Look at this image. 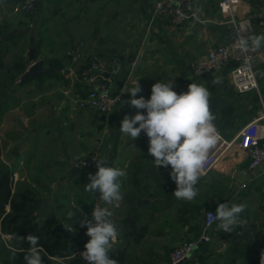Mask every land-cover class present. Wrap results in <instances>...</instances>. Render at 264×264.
I'll return each mask as SVG.
<instances>
[{"label":"crops","instance_id":"crops-1","mask_svg":"<svg viewBox=\"0 0 264 264\" xmlns=\"http://www.w3.org/2000/svg\"><path fill=\"white\" fill-rule=\"evenodd\" d=\"M18 1L19 0H0V67L5 70L12 64L15 57L19 55L24 56L25 62L28 63L29 56L27 50H29V48H35L36 52H39L36 61H44L45 66L53 69L55 71L54 74H57V77H51L53 74L44 77L42 83L43 85L48 80L50 81L54 79L61 81L66 74V86L62 87L61 92L57 95V97H55V100H53V98L47 99L40 106V108L45 107L47 109V118L53 126L55 125L57 138L52 140V142L56 144L58 140L60 141V147L51 152V156L56 157L58 165L64 166L68 164V167H70L71 163L77 159H72V155L75 154L79 157H83L90 153L86 146L84 147V144H79L77 152L74 154L71 153L72 143L65 138L70 129L68 124L72 125L75 120L89 122L97 119L101 122H108L109 124H112L111 126H113V123L116 122L115 120L118 117L120 119L125 115H133L136 111L135 109H130L129 106L124 103L110 117L103 118L98 116L93 111H81L77 107L76 100L85 95V86L80 81V74L85 64L89 61L93 54L100 55L109 66L113 64L116 58H120L122 60L124 71L122 76L117 78L116 84L118 85L125 79H128L125 101L129 99L130 95L127 92L137 83V81L143 88V92L139 95H143L145 99L150 97L151 86L157 81L165 83L174 81V90L177 91V93L187 91V86L190 83H195L204 86L210 93L209 98H213L210 102L211 111L214 113V123L219 131L227 128L233 122V125L235 124L236 119L234 120L233 118L231 119V122H229L230 120H225L226 117L237 116L241 120L243 119L241 115L237 114V111L246 108L245 102H242L241 100H243V97L249 96L251 93H235L236 97L230 101L228 98L224 97L225 87L222 83L223 80L221 77H214L215 73L206 77H196L191 69L193 62L209 48L216 45L227 44L234 37V23L228 17L222 16L219 12V4L222 0H195L196 7L202 15V21L186 22L179 27L165 20H157L152 24L150 23L155 0H125L126 5H129L127 6L128 12H126V18H129L130 22L132 21L131 28L136 31L138 35L131 50L128 47L123 46L122 50H117L116 52L109 51L108 45L102 42H100L99 45L97 43L87 45L81 37L82 34L86 33L87 28H83L81 31L74 29V26L81 22L79 21V17H81L80 14L84 12L85 8L91 5V1L96 0H38L39 8L34 14L35 17L31 24L28 16L19 15L14 10V6L18 3ZM261 15L263 16L262 18ZM36 19H38V25L35 30L34 38L32 39L28 31L32 30L31 26L34 24ZM261 19H264V11L259 0H242V3L233 13V21L238 20L237 23H239L240 20H243V22H240L245 32V38L248 41V47L251 49L254 57L253 69L256 77L258 78L259 92L253 93H255L254 97H256L261 104V108L256 113V116L259 111H264V41L260 42L259 47H257L254 42L257 36H264V24L260 21ZM246 20H249V22H246ZM23 30H26L27 33L18 34V32ZM9 34L14 35L8 39H4ZM39 40H41L40 46H33ZM81 43H83V47L78 48ZM20 44L27 45V55L26 52L25 55L20 54ZM76 49H80L83 53L82 59L77 66L73 65L71 61V55ZM46 51H48L49 54L55 52L58 56H51L52 58L41 57L42 53ZM30 65H28V68ZM76 69H78L79 74L76 73ZM225 70L228 71L229 68H226ZM73 79L78 80L79 83H77L75 87L73 86L74 90L71 91L72 89L70 88L73 85L72 83H74L72 81ZM34 83L35 85L37 84V82ZM54 83L59 84L58 82ZM43 85H38L37 89L44 92ZM25 92L26 93L24 95H27L28 89ZM219 100L223 102L229 101V105L225 107L223 106L222 110H220L217 104ZM18 106L19 104L16 107L9 109L3 115L0 127L3 125L7 114L15 110ZM33 107L36 108V106ZM219 117H222V120H218L217 122V118ZM248 120L249 118L244 120L245 123L244 125L242 124V128L250 122V120ZM22 125L25 128L28 127L27 121H23ZM47 127L48 124H44V128L40 131L36 126L33 127L31 129V136L38 137ZM240 131L241 129L239 132ZM105 133H108V131L106 130ZM51 134L52 131L47 130V132H45V139H47V137ZM92 136V133L88 134V138L90 140L89 142L91 143V138H93ZM94 140H96V143L98 140H101L105 145V137L103 135L96 136ZM130 143L131 144L128 147H132L133 150L134 143ZM139 145H143V148L142 150L139 149L136 162L132 164L136 166V174H131L130 177L126 175L121 178V193L124 195L125 193L133 190L130 178L134 176L138 185V192L136 194L138 202L139 200H143L148 203V205H139L137 202L139 214L144 216L146 213L151 212V209L156 208L159 204L162 205V211L156 215L155 222L149 227V231L141 243L134 245L132 244L131 239H119V236L122 237L123 234H118L117 241H129L128 245H133L135 246L134 248L138 250L135 254L136 256H170L171 251L166 246V243L154 244V242H146V249L138 248L145 241H147L148 237L153 239L167 238L172 244V247H177L179 244L184 242L197 243V247L195 248L192 256H213L210 251L206 252L208 246H214V249H216L215 256H222L224 254L231 257L239 256L234 253L235 248L229 241L220 239V234L224 231L219 229L217 224L207 230V233L211 238L210 242H205V247L199 249V244L206 232L203 222L195 226H191L190 223H184L181 227H179L171 222L168 216L170 213L178 215L180 212L179 210L186 211L193 203L197 202L202 206V215H204L205 210L215 212V208L217 206L215 198H218L219 196L224 198L223 202L230 203L234 193H236V189L240 187L241 183L245 182V178L240 175L239 171L247 165V160L244 158V154L238 146L237 149L240 150L239 152H232L234 146L232 145L229 154H227V158L219 161L208 175L201 177L210 180L211 184H197V190L201 194L200 196H196L193 200L194 202L177 200L173 195L172 203L167 200L159 201V204H156V198L152 196H155L158 191L157 187L159 183L157 182V177H159L160 174H165L167 179L170 181L171 187H166V190H172V192H174L176 185L169 177V172L171 171L170 166L169 168L157 169L152 162L153 157L149 159L147 158L146 150L148 149V138L140 140ZM34 147H36V144H34ZM117 147L118 145L115 144L114 148L116 150V154L114 160L111 161L109 166H120L121 169H123L128 160L126 154L121 152L120 149L117 150ZM11 153L14 157L16 156L14 155L16 151H12ZM96 170L97 169H93L87 173H95ZM74 174H76V171L63 173L61 176L62 184L65 185V181L70 179L71 176L73 177ZM15 175L13 185L18 179L17 174ZM261 175L264 176V166L254 177L257 178ZM219 180H226L230 185L225 189L217 188ZM76 181H78V179ZM160 184L162 185V183ZM12 191H15L13 187ZM96 204L105 206L97 196L93 195L92 202L86 204L88 205L87 209L91 212ZM9 210L10 207L8 206L6 211L8 212ZM83 210L85 209L83 208ZM260 210L264 212L262 208H260ZM125 215V204L124 200H122L118 207L112 208V216L110 219L115 226H121L122 230L126 232L127 229L120 224V221L125 217ZM53 216L56 219L54 212ZM161 217H164L162 219L164 221H162V223H158ZM65 220L67 223L70 221L68 218ZM177 224L180 225V223ZM255 224L258 226L260 225V222H256ZM234 231L236 232V230H233V232ZM228 233L230 237V232ZM2 236L11 237V235L1 234L0 238H2ZM252 241L264 244V236L259 233L257 238ZM243 242V240L238 238L236 243L237 247L242 249L241 243ZM120 249L123 248H118L115 252L118 253Z\"/></svg>","mask_w":264,"mask_h":264},{"label":"rangeland","instance_id":"rangeland-1","mask_svg":"<svg viewBox=\"0 0 264 264\" xmlns=\"http://www.w3.org/2000/svg\"><path fill=\"white\" fill-rule=\"evenodd\" d=\"M127 6L129 5H126L125 0L91 1V5L85 8L84 12L80 14L81 17H79V21L81 22L76 24L74 29L81 31L83 28H87L86 33L82 34L81 36L87 45L96 43L99 45V43L102 42L108 45L109 51L111 52L122 50L123 46H126L131 50L135 44L138 33L131 28L132 21L130 22V19L126 18V12H128ZM240 21L243 22V20ZM240 21L239 23H241ZM237 22L238 20H234V23ZM30 49L31 48H29V50ZM20 50V54L25 55L27 45L20 44L19 51ZM29 50H27L28 54ZM56 55L58 56V54L55 52L49 54L48 51H46L42 53L41 57L49 58ZM76 73L79 74L78 69H76ZM5 74L10 75L8 71L6 72L0 67V82L2 83L0 86V91L6 95V92L9 91V80L4 77ZM64 76L65 77L61 79V81L53 79L50 81L48 80L44 85L42 84L44 86V92L39 91L35 87L34 82H31L28 84V86L26 85L25 89H28L27 95L19 97V106L7 114L3 125L0 127V161L11 167L13 170V180L16 176L15 174H17L18 179L13 185L14 190L24 188H31L34 190L35 197L38 200V209L35 213L37 222L40 224L46 216L50 214L52 215L54 212L58 223L63 225L68 231L73 232V235L77 238L78 244L73 247L74 259H72V261L54 259L53 263L85 264V262L79 256V251L82 249L83 244L87 241L88 237L84 235V232L86 231L85 229H79L77 220L78 217L82 215L81 209H85L83 210L84 213H91L87 209L88 205L86 204L92 202L93 195L84 190V184L88 183V173L84 170L76 171V174H74L73 177L71 176L70 179L65 181V185L62 184L61 176L63 173L71 171L68 167V164L60 166L56 162V157L51 156V152L60 147V141L58 140L56 144L52 142V140L57 138L55 125L53 126L47 118V109L45 107L40 108V106L47 99L53 98V100H55V97H57V95L61 92L62 87L66 86V74ZM218 76L222 78V83L225 87V96H223L232 101L233 98L236 97V92L230 84L228 72L225 69L220 70L214 75V77ZM20 78L21 76L18 78L17 86ZM72 81L74 83H72L73 85L70 88L72 89L71 91L74 90L73 86L75 87V85L79 83L78 80L73 79ZM54 82H58L59 84ZM254 95L255 93L252 92L249 94V96H245L242 98L243 100H241L246 104V108L237 111V114L242 116V120L237 116L225 118V120H230L229 122H231V119L233 118L236 120L234 125L233 122L227 128L221 131L218 130L220 136L224 140L228 142L234 140L239 130L242 129V124L244 125L245 123L244 120L246 118H249L250 121L254 119L253 117L256 116V113L261 108L259 100H257ZM212 99H210V102ZM217 104L219 109L222 110L223 106L225 107L229 105V101L223 102L219 100ZM33 106H36V108ZM218 113L221 114L220 112ZM122 119L123 117L120 119L118 117L115 120L116 122L113 123V126H111L112 124H109L108 122H101L97 119L91 120L89 122L75 120L72 125L68 124L70 129L65 138L72 143L71 153L74 154L77 152L79 144H84V147L86 146L88 151L92 152L96 147V140H94L95 137L98 135H103L105 137L103 153L106 156H109L107 166H109L111 161L114 160L116 154L114 146L117 144L118 147L116 149H120L121 152L126 154L128 160L126 166L123 167L126 175L130 177L131 174H136V166L132 164L136 162L139 149L142 150L143 148V145H139L140 140H144V138L147 137L144 133H141L140 137L134 141L131 137L122 134L119 131L120 122ZM218 120H222V117L217 118V122ZM23 121H27L28 127L25 128L22 125ZM44 124H48V127L44 129V132H42L38 137L31 136V129L33 127L36 126L40 131L42 128H44ZM47 130L52 131V134L48 136L47 139H45V132H47ZM106 130L108 133H105ZM89 133L93 134V138H91L92 143L89 142ZM130 142L134 143L133 150L132 147H128L131 144ZM237 143L238 141L234 142L232 152L240 151L237 149ZM34 144H36V147H34ZM12 151H16L14 154L16 155L15 157L11 153ZM146 151L147 158H152L148 155V149ZM227 156L228 155H226L224 158L226 159ZM78 157L79 156L75 154L72 155V159H78ZM224 158L220 159L219 161H222ZM118 168L121 167L119 166ZM77 179L78 181H76ZM248 180L249 181H247L243 187L240 185V187L236 189V193H234V196L230 201V204L243 203L247 205L245 211L241 214L242 223L236 225L234 229L236 230L238 238L246 242L241 243L242 247L247 245L253 239L257 238L259 233L264 236V212L260 210V208H263L264 210V176L261 175L257 178L253 177ZM198 184L205 185L211 183L210 180L200 178ZM229 185L230 184L226 180H219L217 188L225 189ZM200 194L201 193L198 192L197 196H200ZM223 201L224 198H221L220 196L215 198L216 204L222 203ZM70 213H74L75 215L70 217ZM168 216L169 220L179 227L183 225L179 222V219H188V223H190L191 226L197 225L196 220L191 219L188 216L180 217L175 213H170ZM66 218L70 219L69 223H72H67L65 220ZM163 218L164 217H161L158 223H162V221H164L162 220ZM256 222H260V225L256 226ZM177 223H180V225ZM116 228L118 229V234H124L125 231L122 230L121 226H116ZM117 242L114 243L110 254L116 253L115 251L118 248H126V253L129 258L127 264H132L133 261V264H166L170 258V256H136L135 254L138 252V250H136V248H134L135 246L133 245L129 246V241L126 240ZM146 242H154V244L166 243V246L170 249L171 254L176 248V246L172 247V244L167 238L153 239L151 237H148L147 241H145L138 248L146 249ZM20 248L21 246L18 239L12 236H2V238H0V264L3 262V256L6 254V249L19 252ZM215 250L216 249H214V246H208L206 252L210 251L213 256L193 255L190 261L191 264H232V261H235V264H248L246 259L227 256L224 253L222 256H215Z\"/></svg>","mask_w":264,"mask_h":264},{"label":"clouds","instance_id":"clouds-1","mask_svg":"<svg viewBox=\"0 0 264 264\" xmlns=\"http://www.w3.org/2000/svg\"><path fill=\"white\" fill-rule=\"evenodd\" d=\"M264 36L255 38L259 47ZM174 81H157L151 86L150 97L145 99L142 86L137 83L129 89V99L123 101L134 115H125L120 122V132L134 141L141 133L148 138V155L157 169L171 168L170 179L175 183L173 192L177 200L193 201L197 184L204 174L203 169L210 150L220 140L211 111L210 93L202 85L190 83L187 91L177 93ZM146 110V111H141ZM96 171L88 173L84 190L98 197L103 205H94L91 213H84L77 220L79 229H85L88 237L79 251L85 264H119L110 258L118 230L111 221L112 208L123 200L121 178L126 172L118 167L107 166L103 158L94 159ZM246 204L223 202L217 204L215 212L205 210L208 223H216L224 232H231L240 223ZM70 213L69 216H74ZM29 247L23 251L24 264H44L39 237L27 234L21 237ZM264 264V262H262Z\"/></svg>","mask_w":264,"mask_h":264},{"label":"built area","instance_id":"built-area-1","mask_svg":"<svg viewBox=\"0 0 264 264\" xmlns=\"http://www.w3.org/2000/svg\"><path fill=\"white\" fill-rule=\"evenodd\" d=\"M259 1L264 11V0ZM36 2L37 0H19L14 6V10L22 16L34 15ZM241 3L242 0H222L219 4V12L234 23L233 13ZM201 17L195 0H155L150 23L165 20L179 27L186 22H201ZM234 32L235 35L229 43L216 45L201 54L193 62L192 72L194 76L200 77L229 68L228 77L236 93L259 92L258 78L253 69V53L248 47L241 23H234ZM82 47L83 43L78 48ZM82 56L83 53L80 49H76L71 55L72 64L77 66ZM123 71L124 66L120 58H116L109 66L100 55L93 54L80 74V81L85 86V95L76 100L77 107L81 111H93L103 118L110 117L126 100L128 79L116 84L117 78L122 76ZM235 141H238L237 146L247 160V165L239 171L240 175L245 178V182L241 183L243 187L249 181L248 179L253 178L264 166V111H259L257 116L248 122L231 142L220 138L217 145L210 150L202 177L208 175L219 160L229 153ZM103 147L104 142L98 140L95 149L74 160L69 169L90 172L95 168L94 159L103 158L108 162L109 156L103 153ZM8 167L10 166L8 165ZM209 212L214 213V211ZM203 225L206 231L202 237L203 242H210L211 238L207 230L215 226L216 223H208L204 213ZM196 247L197 243L193 242H184L178 245L166 264H187L191 261Z\"/></svg>","mask_w":264,"mask_h":264},{"label":"trees","instance_id":"trees-1","mask_svg":"<svg viewBox=\"0 0 264 264\" xmlns=\"http://www.w3.org/2000/svg\"><path fill=\"white\" fill-rule=\"evenodd\" d=\"M37 11L38 9H36V12ZM28 17L31 24L35 16L30 15ZM40 44L41 40L37 41L33 46L39 47ZM38 55L39 52H36L35 60ZM30 64H32L30 60L26 63L24 56L19 55L15 57L12 64L5 69L6 72L8 71L10 73V75L5 74L4 76L9 80V91L6 92V95L0 91V122L2 121L3 115L9 109L19 104V97L26 93V86L21 88L17 87V81L18 78L26 72ZM227 72H229V70ZM51 77H57V74H53ZM1 85L2 83L0 82V86ZM35 87L38 88V85L36 84ZM94 169H96V167ZM157 178V182L159 183L157 187L158 191L155 196H152L156 198V204H159V201L167 200L172 203L173 192L172 190H166V187H171L169 179H167L165 174H160ZM130 183L133 186V190L123 195L126 215L120 221V224L126 228L127 231L122 237L119 236V239H131L132 244L137 245L141 243L147 235L149 227L155 222L156 215L162 211V205L159 204L160 206L158 205L156 208L151 209V212L146 213L144 216L140 215L137 204L138 198L136 196L138 185L134 176L130 178ZM160 183H162V185ZM12 187L13 170L0 161V235H11L19 240L21 246L19 252L6 249L2 264H24L23 251L27 249L29 245L27 242L22 241L21 237L27 234L39 237L44 264H54V259L72 261V259H74L73 247L78 244V240L73 235V232L69 231V233L73 235V240L64 238L60 233H53L55 226L58 225V221H56L53 214L46 216L39 224L35 215L38 209V200L35 197L34 190L31 188H24L16 189L13 192ZM8 206L10 210L7 212L6 208ZM201 209L202 206L200 204L193 203L186 211L179 210L180 212L178 215L180 217L188 216L196 220L197 224H200L203 222L204 216L201 213ZM179 222L182 224L188 223V219H179ZM230 235L229 237L228 232H223L220 234V239L229 241L234 246L236 250H234V253L239 255L237 256L238 258L246 259L248 264H262V262H264V244L257 241H250L246 246L240 249L236 244L238 240L236 232L232 231ZM203 247H205V242L199 244V249ZM110 258L117 259L119 264H127L129 260L126 248L120 249L118 253L110 254ZM187 264H191V262ZM232 264H235V261H232Z\"/></svg>","mask_w":264,"mask_h":264},{"label":"water","instance_id":"water-1","mask_svg":"<svg viewBox=\"0 0 264 264\" xmlns=\"http://www.w3.org/2000/svg\"><path fill=\"white\" fill-rule=\"evenodd\" d=\"M258 3V2H257ZM36 9H38L39 7V2L37 0L36 4H35ZM263 24H264V19L260 20ZM38 25V19H36L34 21V24L32 25V30H29V35L30 37L33 39L34 35H35V30L37 28ZM20 33H27L26 30H23L21 32H18V34ZM14 34H9L7 35L4 39H8L9 37H11ZM35 52L36 50L34 48H31L29 50V60L32 62V64L29 66L28 70L21 76V78L19 79L18 82V87H24L27 84L31 83V82H37L38 85H42L43 83V79L46 76L52 75L55 73V71L49 67L45 66L44 61L42 60H35ZM235 67V66H234ZM207 75H204V77H206ZM139 205H148V203L146 201L143 200H139ZM263 209V208H262ZM53 233H60L64 236V238H68V239H72L73 237L72 235L69 233V231L61 224H58L55 226ZM203 242V239L201 240V243Z\"/></svg>","mask_w":264,"mask_h":264}]
</instances>
